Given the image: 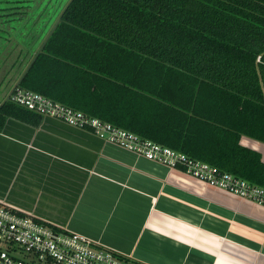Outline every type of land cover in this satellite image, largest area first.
I'll use <instances>...</instances> for the list:
<instances>
[{"label":"trees","instance_id":"16d2710c","mask_svg":"<svg viewBox=\"0 0 264 264\" xmlns=\"http://www.w3.org/2000/svg\"><path fill=\"white\" fill-rule=\"evenodd\" d=\"M31 59L18 86L264 186V0H69Z\"/></svg>","mask_w":264,"mask_h":264},{"label":"crops","instance_id":"0c3cea01","mask_svg":"<svg viewBox=\"0 0 264 264\" xmlns=\"http://www.w3.org/2000/svg\"><path fill=\"white\" fill-rule=\"evenodd\" d=\"M0 202L146 264H264V206L52 116L5 120Z\"/></svg>","mask_w":264,"mask_h":264},{"label":"built area","instance_id":"2783aa9c","mask_svg":"<svg viewBox=\"0 0 264 264\" xmlns=\"http://www.w3.org/2000/svg\"><path fill=\"white\" fill-rule=\"evenodd\" d=\"M259 59V58H258ZM6 99L42 116L90 129L97 136L169 167H179L209 185L264 206V186L100 117L17 84ZM0 264H146L83 234L0 202Z\"/></svg>","mask_w":264,"mask_h":264},{"label":"rangeland","instance_id":"374dc122","mask_svg":"<svg viewBox=\"0 0 264 264\" xmlns=\"http://www.w3.org/2000/svg\"><path fill=\"white\" fill-rule=\"evenodd\" d=\"M69 0H0V69L14 77L23 67L24 52L32 55L55 25ZM22 51V52H21ZM29 59V58H28ZM21 66V68H20ZM8 76L0 83L6 86ZM13 83V82H12ZM0 89V102L5 99Z\"/></svg>","mask_w":264,"mask_h":264},{"label":"flooded vegetation","instance_id":"af4514ba","mask_svg":"<svg viewBox=\"0 0 264 264\" xmlns=\"http://www.w3.org/2000/svg\"><path fill=\"white\" fill-rule=\"evenodd\" d=\"M48 34H49V33H48ZM46 37H47V36H46ZM43 42H44V40H43ZM43 42L41 43L40 46H42ZM34 46H35V45H33L32 43H29V44L27 45L25 51H26V52H27V51H30V49H32ZM40 46H39V47H40ZM38 49H39V48H38ZM21 52H22V51H21ZM26 52H24V59H25V58L28 59V57H29V56H28L29 54H27ZM26 59H25V60H26Z\"/></svg>","mask_w":264,"mask_h":264},{"label":"water","instance_id":"95a60500","mask_svg":"<svg viewBox=\"0 0 264 264\" xmlns=\"http://www.w3.org/2000/svg\"><path fill=\"white\" fill-rule=\"evenodd\" d=\"M40 49H41V46L39 47L38 51H39ZM38 51L35 52L34 56L32 57L31 61L29 62V64L32 62V60L34 59V57L36 56V54H37ZM27 61H28V60H27ZM24 66H25V65H24ZM24 66H23V67H24ZM27 67H28V66H27ZM26 69H27V68H26ZM23 73H24V72H23ZM22 75H23V74H22ZM22 75H21V76H22ZM5 79H6V78H4V80H5Z\"/></svg>","mask_w":264,"mask_h":264}]
</instances>
